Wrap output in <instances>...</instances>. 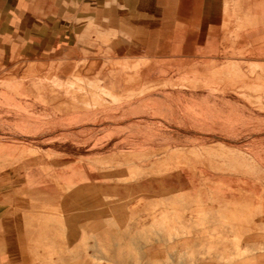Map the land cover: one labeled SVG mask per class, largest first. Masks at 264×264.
<instances>
[{"label": "rangeland", "instance_id": "rangeland-1", "mask_svg": "<svg viewBox=\"0 0 264 264\" xmlns=\"http://www.w3.org/2000/svg\"><path fill=\"white\" fill-rule=\"evenodd\" d=\"M249 4L217 2L158 50L82 24L29 55L13 38L0 224L78 264H264V9Z\"/></svg>", "mask_w": 264, "mask_h": 264}, {"label": "crops", "instance_id": "crops-1", "mask_svg": "<svg viewBox=\"0 0 264 264\" xmlns=\"http://www.w3.org/2000/svg\"><path fill=\"white\" fill-rule=\"evenodd\" d=\"M225 1L236 0H0V53L11 56L13 38L25 48V55L32 43L37 49L52 50L53 41L60 43L80 24L123 34L158 50L165 45L159 41L174 40L185 25L203 20L217 2ZM243 1L258 2L264 9V0ZM0 225V264L79 263L76 255L61 256L28 233L20 241L8 224Z\"/></svg>", "mask_w": 264, "mask_h": 264}, {"label": "bare ground", "instance_id": "bare-ground-1", "mask_svg": "<svg viewBox=\"0 0 264 264\" xmlns=\"http://www.w3.org/2000/svg\"><path fill=\"white\" fill-rule=\"evenodd\" d=\"M160 239V238H159Z\"/></svg>", "mask_w": 264, "mask_h": 264}]
</instances>
